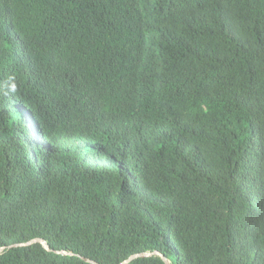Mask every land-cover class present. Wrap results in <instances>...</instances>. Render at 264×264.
<instances>
[{
	"label": "trees",
	"instance_id": "trees-1",
	"mask_svg": "<svg viewBox=\"0 0 264 264\" xmlns=\"http://www.w3.org/2000/svg\"><path fill=\"white\" fill-rule=\"evenodd\" d=\"M1 247L264 264V0H0Z\"/></svg>",
	"mask_w": 264,
	"mask_h": 264
},
{
	"label": "water",
	"instance_id": "water-1",
	"mask_svg": "<svg viewBox=\"0 0 264 264\" xmlns=\"http://www.w3.org/2000/svg\"><path fill=\"white\" fill-rule=\"evenodd\" d=\"M34 243H38L40 244L45 250L50 251L47 244L42 240V239H32L29 242L26 243H18V244H12L7 248H21V247H26V246H30L31 244ZM5 250V247H1L0 248V253H2ZM56 254H63V255H69L72 256V253L66 252V251H54ZM151 256H158L159 258H161V260L164 262V264H170V262L158 251H154V252H145V253H141V254H135L130 256L127 260L121 262L120 264H129L131 261L137 259V258H146V257H151ZM85 262L91 263V264H97L93 261H90L89 259H83Z\"/></svg>",
	"mask_w": 264,
	"mask_h": 264
},
{
	"label": "clouds",
	"instance_id": "clouds-1",
	"mask_svg": "<svg viewBox=\"0 0 264 264\" xmlns=\"http://www.w3.org/2000/svg\"><path fill=\"white\" fill-rule=\"evenodd\" d=\"M39 239V238H38ZM43 240V239H42ZM44 241V240H43ZM45 242V241H44ZM46 243V242H45ZM44 249V248H43ZM50 250V249H49ZM47 251V250H46ZM63 255V254H62Z\"/></svg>",
	"mask_w": 264,
	"mask_h": 264
}]
</instances>
